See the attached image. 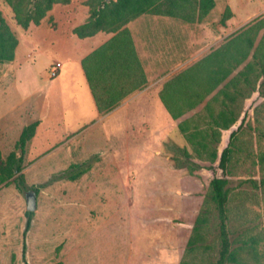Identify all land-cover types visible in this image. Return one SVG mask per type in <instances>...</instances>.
<instances>
[{
    "label": "rangeland",
    "instance_id": "obj_1",
    "mask_svg": "<svg viewBox=\"0 0 264 264\" xmlns=\"http://www.w3.org/2000/svg\"><path fill=\"white\" fill-rule=\"evenodd\" d=\"M214 1L203 23L216 34L223 31V40L264 17V0ZM226 7L230 17L221 24ZM0 11L21 39L25 32L3 0ZM54 13L64 12L57 8ZM181 25L175 45L179 55L185 53L188 35L195 32L194 25ZM64 29L48 20L38 33L41 41L36 47L21 52L23 67L0 64L1 157L14 150L24 126L40 122L22 154L24 185L17 188L11 179L0 182V264H24L23 242L26 264H214L217 218L207 193L209 180L220 175L216 163L210 170L197 168L192 173L177 168L173 158L178 162L185 158L176 148L185 149L190 160L201 165L206 161L195 157L192 146L168 120L163 133H154L144 120L132 127L134 133L117 135L110 133V121L97 124L87 97L78 117L70 109L65 111L69 87L65 65H57L65 61ZM252 51L231 77L251 59ZM52 66L58 68L53 78ZM81 75L78 90L86 83ZM258 86L259 80L253 85L240 82L242 94L229 105L237 121L220 131L217 145L219 153L245 116L228 174V234L232 248L242 257L240 264H264V186L248 182L258 183L264 177V162L259 160L264 154V97L259 96ZM222 102L220 97L213 103L216 111L222 109ZM198 112L192 115V125L210 131L207 118L197 116ZM73 120L75 125L68 127ZM71 165L79 167L70 169ZM71 175L77 176L71 180ZM28 191L35 194L36 209L23 236ZM203 209L207 211L203 241L187 251L195 217Z\"/></svg>",
    "mask_w": 264,
    "mask_h": 264
},
{
    "label": "trees",
    "instance_id": "obj_2",
    "mask_svg": "<svg viewBox=\"0 0 264 264\" xmlns=\"http://www.w3.org/2000/svg\"><path fill=\"white\" fill-rule=\"evenodd\" d=\"M12 12L15 23L22 29L30 24L38 25L51 10L53 5H65L70 0H3ZM88 7V18L85 23L72 29L78 38L93 36L99 31L113 33L102 45L92 50L81 59L87 85L92 95L96 110L103 115L110 112L126 96L146 85V77L137 57L133 41L125 25L143 14L163 15L179 19L186 23L202 21L215 5L214 0H84ZM230 17L226 7L220 23ZM264 29V17L250 22L234 36L230 37L217 49L194 63L164 83L159 98L172 119L195 108L215 90L221 83L224 85L214 93L196 113L204 115L212 126L210 131L199 130L192 125L194 116L182 120L177 128L186 141L192 146L198 160H205L201 165L192 161L185 149L176 148V153L185 158L173 161L177 168L185 167L189 173L197 168L210 170L216 163L219 176H212L208 184L207 201L212 205L217 218L218 253L214 264H240L242 257L238 249L232 248L228 232L229 201V165L236 152L238 132L244 122L243 116L235 129L228 135L227 144L218 153L220 131L229 130L237 121L230 106L236 102L241 89L240 82L256 83L259 80L258 94L264 97V32L254 46L259 31ZM18 44L16 34L11 30L0 11V64L9 63L14 58ZM252 51L251 59L234 76L228 78L241 65ZM232 88L234 91H230ZM223 97L222 109H214L215 102ZM38 125L34 121L21 129L14 144V150L5 158L0 154V182L11 179L17 188L24 185L22 170V154L26 143L34 136ZM214 127V128H213ZM16 150L19 154L16 153ZM259 160L264 162V154ZM177 163V164H176ZM79 165H71L70 169ZM81 172L78 173V175ZM77 175H71L73 180ZM254 187L264 186V177L258 183L248 181ZM207 211L201 210L195 217L191 234L186 243V250L192 251L203 241V230L207 223ZM23 236L29 230L32 212H26ZM254 243L253 239L249 241ZM251 248V247H250ZM22 260L25 262V243L22 245Z\"/></svg>",
    "mask_w": 264,
    "mask_h": 264
},
{
    "label": "crops",
    "instance_id": "obj_3",
    "mask_svg": "<svg viewBox=\"0 0 264 264\" xmlns=\"http://www.w3.org/2000/svg\"><path fill=\"white\" fill-rule=\"evenodd\" d=\"M83 1L70 0L65 5L55 4L38 25L30 24L27 29H22L25 33L21 35V39H18L14 58L9 62V66L16 67L21 65V52H28V50L36 47V44L41 41L38 33L44 25L47 26L48 20H51L57 28L59 25H63L65 27V61L57 65L58 68L65 65V84L67 88L69 87V93L65 91V111L70 109L73 117H78L83 98L87 97L94 105L97 124L110 121V133L112 134L134 133L132 127L140 126L144 120L147 121L150 127L154 128V133H163L167 120L172 128L177 129V125L182 120L200 111L206 101L226 82L221 83L195 108L182 114L177 119H172L159 98V92L164 83L207 56L229 38L223 40V31H220V34H216L206 27L203 20L208 15L200 22L186 23L169 16L143 14L128 22L125 27L129 31L137 57L145 74L146 85L143 89L136 90L126 96L110 112L103 115L99 114L83 70L79 71L78 68H81V59L106 42L113 33L99 31L93 36L86 38H78L72 33L74 27L85 23L88 18L86 6L82 4ZM57 8L64 12L63 15L58 16L54 13ZM181 23L195 26V32L192 31L185 41L187 46L183 55L177 54L175 48L176 38L180 36L179 33L182 29ZM23 65L25 63L21 67ZM79 74H82L83 82H86L80 90L76 87ZM80 119L84 120L83 117H80ZM39 125L40 122L37 128ZM66 125L68 127L74 126L75 120Z\"/></svg>",
    "mask_w": 264,
    "mask_h": 264
},
{
    "label": "water",
    "instance_id": "obj_4",
    "mask_svg": "<svg viewBox=\"0 0 264 264\" xmlns=\"http://www.w3.org/2000/svg\"><path fill=\"white\" fill-rule=\"evenodd\" d=\"M25 202H26V211L34 212L36 209V197L33 192L31 191L26 192Z\"/></svg>",
    "mask_w": 264,
    "mask_h": 264
},
{
    "label": "built area",
    "instance_id": "obj_5",
    "mask_svg": "<svg viewBox=\"0 0 264 264\" xmlns=\"http://www.w3.org/2000/svg\"><path fill=\"white\" fill-rule=\"evenodd\" d=\"M58 73V68L56 66H52L49 71V75L51 78L55 77Z\"/></svg>",
    "mask_w": 264,
    "mask_h": 264
}]
</instances>
